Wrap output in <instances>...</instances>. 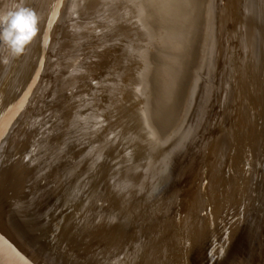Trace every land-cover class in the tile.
Wrapping results in <instances>:
<instances>
[{
    "label": "bare ground",
    "instance_id": "bare-ground-1",
    "mask_svg": "<svg viewBox=\"0 0 264 264\" xmlns=\"http://www.w3.org/2000/svg\"><path fill=\"white\" fill-rule=\"evenodd\" d=\"M238 1L237 5L231 4L232 9L245 8L244 24L248 35L238 38L236 25L229 23V18L228 25L234 27L232 30L235 29L236 34L224 36L226 50L235 49L234 54L239 53L232 63L228 88L233 98L228 106L221 107L219 103L210 106V126L196 146L194 140L198 132L186 121L190 120L195 102L191 96L197 93L190 95L184 86L180 96L171 99L185 67L176 61L189 54L186 51L196 44L194 40L184 43L181 30L180 48L170 49L163 61L151 69L161 74L158 87L165 82L152 100L142 90L146 76L144 68L146 63L152 65L144 60L147 0H26V7L39 17V33L22 54L14 55L4 49L0 56V178L8 170L7 173L13 175L10 184L16 188L18 205H23L25 213L39 211L41 201L52 204L55 198L47 193L49 190L52 195L61 197L56 209L47 207V230L58 236L57 223L63 228L70 223L62 246L73 244L79 253L89 252L93 255L90 260L100 259L103 264L115 261L168 264L170 259L180 264H201L203 261L210 264L214 258H220L215 264H222L223 257L214 254V236L207 238L211 232L215 234L218 227L216 239L223 237L226 228L222 227V219L230 201L242 203L234 204L239 209L227 223V227L236 228L233 237L238 248H245L243 225L248 229L249 222L256 219L258 232L259 227H263L264 129L258 128L260 118L257 124L256 121L249 124L255 127L252 136L247 129L248 117L257 115L258 111L264 113V0ZM207 2L203 1L202 5L206 6ZM102 8L104 12L107 8L113 10L111 14L100 13L98 9ZM206 8L193 6L191 16L185 21L182 18V25L191 31L190 36L198 29V17H202ZM218 8L221 7L213 9ZM210 14L212 18L213 12ZM189 20L194 22L191 26ZM210 37L215 35L211 33ZM212 38L211 44L207 41L205 45L210 48L203 47L202 53L205 49L213 53L217 44L224 45L223 36ZM175 62L171 70L164 71ZM59 67L62 70L56 76ZM158 67L161 70H157ZM58 76H63L64 81ZM254 92L257 112L251 107ZM131 97L141 98L140 103L150 106L149 109L129 115ZM250 108L254 114L249 113ZM99 125L103 128L98 129ZM98 133L102 136L100 139ZM93 137L96 152L86 154L90 142L85 138ZM249 137L256 138V142L245 143ZM108 140H111V148L102 154ZM155 140L159 147L162 143L171 147L170 150L164 148L158 158L154 157ZM181 141L186 148L173 158L172 148ZM185 158L190 166L184 178L165 181L162 168L167 171L173 168L170 173L174 172ZM160 159L165 163L161 165ZM123 171L130 176L138 171H143L147 177L151 174L152 182L160 183V189L164 183L167 187L171 185L165 197L167 208L160 207L151 217H134V221L124 215L127 213L114 212V204L109 199L110 188L113 187L115 195L122 190L118 187V176ZM85 174H88L87 180L79 177ZM231 181L234 183L230 186ZM142 182L143 178H132L125 183L124 189H129L133 183L140 187ZM241 185L249 186L248 192L242 190L248 197L239 194ZM125 190L121 197L127 195ZM76 204L85 205L73 216L72 211L78 208ZM156 205L145 203V209ZM106 213L111 215L110 221L104 220ZM77 221L79 225L75 224ZM14 222L16 238H20L19 228L27 224L23 218L20 223ZM11 229L9 223L8 232L0 230L2 240ZM35 230L45 234L40 228ZM203 238L207 239L205 246H202ZM185 245L186 249L193 245L196 252L188 254L189 251L183 250ZM226 245L225 239L218 253ZM203 252H209L210 260L205 259L207 255ZM89 253L84 254V258H90ZM200 257L205 260L198 262Z\"/></svg>",
    "mask_w": 264,
    "mask_h": 264
},
{
    "label": "rangeland",
    "instance_id": "rangeland-1",
    "mask_svg": "<svg viewBox=\"0 0 264 264\" xmlns=\"http://www.w3.org/2000/svg\"><path fill=\"white\" fill-rule=\"evenodd\" d=\"M13 1L14 0H0V7H3V8L11 7L14 4V3H12ZM203 1L205 2V0H203ZM203 1L198 2V0H147V6L145 7V15H146L145 16V21H146L145 27L147 28V32L145 34V37H146V41H145L146 42V45H145L146 46V49H145L146 54L145 55L146 56H145L144 60L149 62V64H152V65L148 66V63H146L147 67L144 68V71H145L144 74H146V76L144 77L145 81H144V85L142 87V90L145 94H148L150 96L149 99H152V100L155 99L158 96V94L160 93V91H159L160 88H163V84H165V82H164L163 84H161L160 87H158V80L161 77V74H159V72H155L154 69L153 70H151V69L153 67L157 66L159 61H161V62L163 61L164 57L168 54L170 49L172 51H175V50L177 51L180 48L181 39H183L179 35V33H181V30L183 31V33H184L183 35L185 37L184 39L186 40V41L183 40L184 43L190 42L192 40H194V42L196 43V44H194L195 49H194V46H190L189 50L186 51V53H189V54L180 58V61L179 60L176 61V62H178V64L185 66V67L180 72V75L178 78V80H179L178 81V87L175 89V93L172 94L173 97L171 98V99L176 100V97L180 96V93H181L184 86L187 87L190 95L193 93H197V95L191 96V98H193L195 100V102L193 104V108H192V111L190 113V120L186 121L187 123H191L190 128H192L193 131L198 132V134L194 140V144L196 142V146L198 145L199 141L204 138V136L206 135V131L208 130L207 127L210 126L209 121H210V118L212 116V115L210 116L209 111H208V109H210V106L214 105L215 103H219V105L221 107H223L224 104H227L226 106H228V104H231V101L233 98V92L229 93L228 88H229V82L231 80L232 71H233L232 70V63H233V60H235V57L237 55H239V53L237 55L234 54L235 49L234 50L231 49L229 51V48H227V50H226V46H227L226 40L227 39L224 36H228V33L232 34V32L236 34L235 29L232 30L233 26L228 25V19L231 18L229 23H231V24L234 23L233 25H236V30H237L236 36L238 38L245 37V35H248L247 26H246V24H244L245 18H246V15L244 14V13H246L245 8H242L240 11H238L236 9L235 10L232 9L233 5H231V4L234 3L235 5H237V2H239L238 0H208V2L205 3L206 6L202 5ZM241 1L242 2L244 1V3H245V0H241ZM255 1H257V0H255ZM17 2L20 4H23L24 6L27 5L26 0H16L15 3H17ZM256 4H257V2H254V5H256ZM193 6L194 7L195 6L196 7L202 6V7H207V8L202 11V15H201L202 17H198V19L200 20V22H199L200 24H199L198 29L194 31L193 36H190L191 31L187 27L182 25V23H183V19L185 21L188 17L191 16L192 11H193ZM208 7H211L212 9H209ZM214 7H221V8L214 10L213 9ZM28 8H30V7H28ZM224 8H226V9H224ZM251 8L253 9L255 7H251ZM98 10L100 13L111 14V11L113 10V8H111V9L107 8L106 12H104L105 8H102L101 10L98 9ZM211 11L213 12L212 18H210V16H211L210 12ZM220 12H221V16H219ZM93 13L94 12H92L90 14H93ZM142 15H143V10H142ZM138 19H140V18L138 17ZM187 22H188L189 26H191L194 23V22H191V20H189ZM217 23L220 26H222L223 28L220 29V27ZM221 23H224V24H221ZM226 24H227V26H226ZM186 30H187V33H185ZM257 31H261V30L257 29ZM211 33H213L215 35L216 39L218 38V36H220V37L223 36L224 45L220 44L218 46V44H217L216 45L217 49L213 53L209 52V50L207 52V49L203 50V53H202L201 51H202L203 47H205V45H207V41H210L208 45L211 44V39H210V38H212V37H210ZM135 34H137V33H135ZM204 36L206 38L205 41H204ZM214 38H212V39H214ZM257 40H258V38H257ZM236 41H238V39H236ZM237 47L239 48V46H237ZM237 47H234V48H236V50H237ZM205 48L209 49L210 46H207ZM4 49H8V48L6 46H4L2 43H0V56L3 55V54L1 55V53H4V52H2ZM219 51H222V52L220 53ZM229 52H231L232 54H230ZM225 54H226V56H225ZM223 57H224V59H226V61H224ZM157 58H159V60L154 61V59H157ZM215 58H216V62H215ZM176 62L174 64H172L171 67H166L167 70L164 69V71L167 72V71L171 70L175 66ZM227 64L229 65V67ZM164 65H166V63ZM214 65H215V67H214ZM156 69L161 70L160 67H158ZM215 69H216V71H215ZM60 70H62L60 67L58 68V70H56V73H55L56 76L59 74V72H61ZM205 70H207V71H205ZM203 71L207 75H205V73ZM209 73L211 76L209 75ZM53 75L54 74H52L50 76H53ZM58 77H59V80L61 82L64 81L63 76H58ZM190 87H192V89H190ZM224 89H227L225 91V93H224ZM176 94L178 96H176ZM183 99H184V97H183ZM175 100H173V101H175ZM129 101H130L129 105H128V107H129L128 114L129 115H132L136 112H140L141 110H143V111L148 110L150 107V106L145 107V104L140 103L142 101V99L138 98V97L135 100L131 97V99ZM160 101H163V99ZM162 103H164V102H162ZM176 107L179 108V106H177V105H176ZM185 111L186 110H184V112ZM145 119H146V117H145ZM101 128H103V126L99 125L98 129H101ZM68 129L70 130V127ZM96 135L98 136L99 139L102 137L101 135L99 136V133ZM85 139H86V141L89 139V142L91 144V145L89 144L90 149L86 148L85 153L86 154H92V151H95L94 148L96 147L95 144H93L95 142V140H94L95 138L93 137V138H85ZM110 141L111 140H108V142L105 143L106 147L102 148V154L104 152L106 154V151L111 148L110 147V145H111ZM164 148H169V150H170L171 147H170V145L165 144V143H162L161 147H159L158 143L155 140L154 157L155 158L161 157V155L163 154ZM185 148L186 147L183 145V141H181L177 147L172 148V152H173L172 157L176 158L177 155H179L180 151L184 150ZM197 150H198V148L195 150V152H197ZM185 152H186V150H185ZM168 158L169 157L167 156V159ZM162 159L159 160L161 165L163 163ZM186 159L187 158L182 160L183 162L179 165V167H177L178 169L176 168L174 170V172L172 171L170 173V170L173 168H171L169 171H167L166 168H162L165 171L164 172V177L166 179L165 181H170L176 177H183L184 178V176L187 173L188 168L190 166ZM164 163H165V161H164ZM25 165H26V162H25ZM150 175L147 177L146 173H144L143 171H140V172L138 171L136 174H131V176H130L129 172L123 171V173L118 176L119 181H120L118 187H120L122 190L119 191L117 195H115V193L113 191V187H111L110 190L112 191V193L109 196V199H111L112 203L114 204V212L120 211L122 214L127 213L124 215L129 217V218L132 217V219L134 221V219H135L134 217H136L137 219H138V216H140V215H146L147 217L148 216L151 217L154 215V213L160 207L167 208L168 199H166L165 197L167 196L171 185L169 187H167V184L164 183L162 186V189H160L159 188L160 183H153L151 178H150ZM87 176H88V174H85L84 176H79V177L87 180L89 178ZM54 178L56 180V175L54 176ZM132 178L133 179L143 178L142 186L139 187V185L137 183H133L132 186H129V189L125 190L124 189L125 183L130 182ZM124 190L127 191V195L121 197L122 194L124 193ZM55 192H57V191L55 190ZM47 193H49L51 196H54L56 203L54 200H53L52 204L51 203H44L41 201V207L42 208L40 207L38 209L39 211H35L34 213H27L25 215H28L29 220L32 221V226H34L36 229L40 228L45 233V235L43 237H46V239L49 242L50 248L47 249L48 253H45L42 250V252L40 253V256L50 260V264H57V263L60 264V262H62V260H63V259H61L62 255L65 253V251H64L65 247L62 246L64 243H62V242L65 240L64 236H65V233L70 228V223L68 224V226L65 225L64 228L62 227L61 223H57L58 228L56 230L60 233V235H58V236H56V234L47 230V222H49V220H48L49 218H48V214H47V210H49V209H47V207H51V209H56L57 206L59 205V203L61 202V197H59V195H52L50 190ZM79 195H80V193H79ZM74 199H76V197ZM148 202H152V203L154 202L155 205H156V203H157V205L155 207L150 206L147 209H145V203H148ZM36 203H38V202H36ZM85 204H82V205H85ZM76 205L78 208L76 211H72L73 216L80 211V208L82 206V205L79 206V204H76ZM44 208H46V210H44ZM153 208H155V211ZM58 210H59V208H58ZM51 215H52L51 217H55L53 214H51ZM104 216H105L104 217L105 221H107V220L110 221L111 215L109 213H106V215L104 214ZM25 217L27 218V216H25ZM26 221H27L26 223L28 224V219ZM75 224L79 225L80 223H79V221H77V223H75ZM76 225H73V226H76ZM93 232L96 234L95 231H93ZM35 236L37 237V239H39V238H41L42 235L38 231L36 232V230L34 229V231L31 233V237L34 239ZM31 237H30V239H31ZM31 241H32V239H31ZM186 242H188V241H186ZM135 247H134V249H136ZM189 251H190V254L192 252H196L194 248H190ZM89 254L92 255L91 253H89ZM91 257L87 259V262L90 261ZM97 257L101 258L100 255H97ZM208 260H210V256H209ZM219 260H220V258H214V259H212V262L214 263V262L219 261ZM95 262H97L99 264H103V262L100 259L95 261ZM116 262L117 261H115L113 263L117 264ZM176 264H180V263L176 262Z\"/></svg>",
    "mask_w": 264,
    "mask_h": 264
},
{
    "label": "water",
    "instance_id": "water-1",
    "mask_svg": "<svg viewBox=\"0 0 264 264\" xmlns=\"http://www.w3.org/2000/svg\"><path fill=\"white\" fill-rule=\"evenodd\" d=\"M256 101H257V98L254 92V94L251 95V107L254 109L255 112H257L255 110V107L257 108ZM252 108H250L249 113L254 114L252 112ZM259 118L261 122L258 125V128L263 130L264 129V113L262 114L261 112L258 111L257 115L248 117L250 122H248L249 129L247 130L249 131V134H251V136L254 134L255 127H251V125L249 124H255V121L257 124V120ZM253 139L249 137V139L247 138L245 143L254 144L256 142V138L254 140ZM240 168H242L241 165H240ZM7 172L5 174L2 173L1 178H0V210H2L0 212V230L8 232L9 223L11 224L12 229L9 232V234L3 237L4 238L3 240L0 237V264H50V260L40 256V253L42 252V250L43 252L48 253L47 249L50 248L48 244L49 242L46 239V237H43L45 234H43L41 238L39 239H37L36 236L34 239L31 237V233L34 231L35 227L32 226V221L29 220L28 215H25L27 213H25L26 209L24 207L22 208L23 205L22 204L18 205L20 200L18 199L19 196L15 192L16 188L14 187V185L10 184L11 180L13 179V175L8 174ZM233 183L234 182L231 181L230 186ZM232 188H234V186H232ZM238 189H239V194H242L241 195L242 197L249 196V195L243 194L244 190H247V192L249 191V186L241 185L240 188ZM226 204L227 203L225 202L224 206H226ZM234 204H237V202L231 203L230 201L228 203L227 206H229V208H228L227 214L224 215L225 217L222 219V227L226 228V231L224 232L223 237L221 238L219 236L216 239V235L219 234V231H218L219 227H218L216 229V233L213 234L211 232L208 235L207 239H209V237L212 238L214 236L213 238L214 254L216 255L219 254L220 257H223L222 264H260L261 261L264 262V225H263L264 223L261 224L263 225V227L262 226L259 227V232H258L259 225L256 219H253L251 222H249V224L247 225L248 229L244 227L246 225H243L242 228L245 229L244 230L245 248L241 250L240 248H238L237 243L236 241H234V237H233L235 234L236 228L234 226L232 228L227 227V223H229L232 216L237 214V209H239L238 207H235ZM239 204H242V203L240 202L237 205ZM25 216H27V218ZM22 218L24 219L25 222H27L26 220L28 219V224L26 223L27 226L25 228H19L21 235H20V238H16L15 227L17 226L14 221H17V223H20ZM19 225L20 224H18V227H21ZM198 233H196V236H198ZM207 239L203 238L201 240L202 246L206 245ZM225 239H226L227 245L225 246V249L221 253H218ZM217 241H220V242H217ZM216 246H217V249H216ZM190 248H193V245H191ZM183 250L189 251V248L186 249V245H185ZM64 251H65L64 253L65 255L64 254L62 255L61 259L63 260L62 262H60V264H99L95 262L94 260H90L89 262H87L86 257L84 258L83 255L89 252L79 253L73 244L71 245V247L66 246ZM188 254H190V251ZM208 254L209 252L207 254L206 252H203V255H207L205 259L209 258ZM91 256L92 255H90V257ZM230 257L232 258L231 261L229 260ZM205 259L200 257L198 259V262L205 260ZM189 261L190 260H188L187 262ZM216 262L213 263L211 261L210 264H215ZM117 264H121V263H117ZM168 264H174L173 259H170V262ZM201 264H206V263L203 261Z\"/></svg>",
    "mask_w": 264,
    "mask_h": 264
},
{
    "label": "clouds",
    "instance_id": "clouds-1",
    "mask_svg": "<svg viewBox=\"0 0 264 264\" xmlns=\"http://www.w3.org/2000/svg\"><path fill=\"white\" fill-rule=\"evenodd\" d=\"M39 17L23 4L0 7V43L14 55L22 54L39 33Z\"/></svg>",
    "mask_w": 264,
    "mask_h": 264
}]
</instances>
